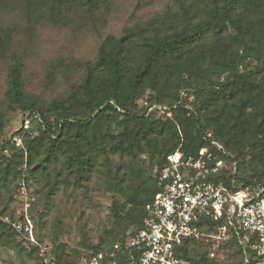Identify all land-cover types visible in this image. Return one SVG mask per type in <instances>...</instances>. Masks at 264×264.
Wrapping results in <instances>:
<instances>
[{
	"label": "rangeland",
	"instance_id": "obj_1",
	"mask_svg": "<svg viewBox=\"0 0 264 264\" xmlns=\"http://www.w3.org/2000/svg\"><path fill=\"white\" fill-rule=\"evenodd\" d=\"M202 1L0 0V264H87L99 245L105 251L124 249L136 234L142 214L126 205L124 196L144 180L157 177L158 171L148 155L131 158L111 154L109 149L105 154L83 149L77 158L72 145H63L57 159L46 163L50 143L43 140L38 146L39 124L32 121V130H27L28 116L6 97L9 67L20 66L26 100L45 110L54 99H68L79 88L86 65L97 60L99 46L108 35L119 37L128 29H140L136 40L140 44L144 38L172 34L184 26L182 8H193L198 14ZM225 45H231L227 33L221 39L210 33L194 51L206 58L213 55L217 62L224 60ZM257 57L255 52L236 54L230 49L226 59L232 63L235 59L240 72L256 74L261 83L264 57L262 66ZM204 91L202 99L207 100L208 87ZM157 94L147 91L138 100V109ZM118 111L98 123L101 136L113 140L123 132V111ZM215 141L222 148L227 177L238 185L244 179L264 181L263 162L250 143L230 148ZM90 155L91 170L86 167ZM116 202L122 213L119 219L112 210ZM6 218L30 232H20ZM188 251L196 261L240 264L225 222L199 225Z\"/></svg>",
	"mask_w": 264,
	"mask_h": 264
},
{
	"label": "trees",
	"instance_id": "obj_2",
	"mask_svg": "<svg viewBox=\"0 0 264 264\" xmlns=\"http://www.w3.org/2000/svg\"><path fill=\"white\" fill-rule=\"evenodd\" d=\"M197 8L198 14L193 8H182L184 26L179 31L144 38L140 44L136 43L141 36L140 29H128L119 37L108 35L99 46L97 60L86 65L79 88L68 99H54L45 110L26 100L20 66L9 67L6 97L28 116L27 130H32V121L39 124L38 146L43 140L50 143L46 163L57 159L63 145H72L77 158L83 149L91 154H105L109 149L111 154L131 158L148 155L159 173L168 166L176 151L188 157L207 146L205 135L210 132L214 140L218 139L226 147L250 143L264 165V80L257 82L256 74L240 72L235 59L233 63L226 59L230 49L236 54L251 51L263 65L264 0H203ZM210 33L220 39L226 33L230 36L231 45L223 47L224 60L215 62L213 55L206 58L201 53L195 54V49ZM225 75L227 78L221 81ZM206 87L209 98L203 100ZM147 91L158 92L146 100L150 107H176L171 118L158 111L148 115L144 107L138 109L137 102ZM192 97L195 101L190 100ZM190 106L192 111L187 109ZM119 109L123 111V132L113 140L108 135L101 136L98 123ZM20 133H15L13 138ZM8 144L9 141L5 142ZM93 166L90 155L86 158V167L91 170ZM79 170L84 169L79 167ZM257 184L264 181L257 179L253 183L251 179H244L241 183L252 187ZM160 190L155 177L125 194V204L142 212L137 232L144 226L147 205L158 197ZM112 210L116 219L122 217L118 202ZM222 222L233 234L242 264L240 235L223 215L214 219L203 217L199 225L217 226ZM194 239L185 241L178 256L191 264H212L190 258L188 245ZM101 250L99 245L95 252Z\"/></svg>",
	"mask_w": 264,
	"mask_h": 264
},
{
	"label": "built area",
	"instance_id": "obj_3",
	"mask_svg": "<svg viewBox=\"0 0 264 264\" xmlns=\"http://www.w3.org/2000/svg\"><path fill=\"white\" fill-rule=\"evenodd\" d=\"M143 105L148 115L158 111L169 118L176 108L150 107L147 101ZM29 125L27 119L24 127ZM205 137L207 146L188 157L176 151L157 173L161 190L146 207L142 230L122 250L92 253L87 264H191L178 256L180 248L198 236L201 218L222 215L240 235L242 264H264V184L252 187L232 181L224 172L222 148L212 133ZM5 221L20 232H30L8 218Z\"/></svg>",
	"mask_w": 264,
	"mask_h": 264
}]
</instances>
